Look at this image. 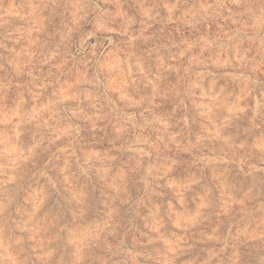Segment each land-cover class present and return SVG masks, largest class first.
Listing matches in <instances>:
<instances>
[{
	"label": "clouds",
	"instance_id": "1",
	"mask_svg": "<svg viewBox=\"0 0 264 264\" xmlns=\"http://www.w3.org/2000/svg\"><path fill=\"white\" fill-rule=\"evenodd\" d=\"M0 264H264V0H0Z\"/></svg>",
	"mask_w": 264,
	"mask_h": 264
},
{
	"label": "rangeland",
	"instance_id": "2",
	"mask_svg": "<svg viewBox=\"0 0 264 264\" xmlns=\"http://www.w3.org/2000/svg\"><path fill=\"white\" fill-rule=\"evenodd\" d=\"M149 247H152V246H149Z\"/></svg>",
	"mask_w": 264,
	"mask_h": 264
}]
</instances>
